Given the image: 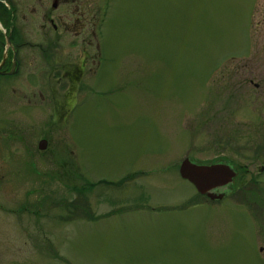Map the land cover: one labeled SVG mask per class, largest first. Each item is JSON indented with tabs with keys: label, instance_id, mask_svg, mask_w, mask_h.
Returning <instances> with one entry per match:
<instances>
[{
	"label": "rangeland",
	"instance_id": "374dc122",
	"mask_svg": "<svg viewBox=\"0 0 264 264\" xmlns=\"http://www.w3.org/2000/svg\"><path fill=\"white\" fill-rule=\"evenodd\" d=\"M11 1L21 96L0 77V114L22 140L0 156V264H264V0H84L78 37L68 6ZM81 54L80 82L49 87ZM186 158L232 164L233 193L201 196Z\"/></svg>",
	"mask_w": 264,
	"mask_h": 264
},
{
	"label": "flooded vegetation",
	"instance_id": "af4514ba",
	"mask_svg": "<svg viewBox=\"0 0 264 264\" xmlns=\"http://www.w3.org/2000/svg\"><path fill=\"white\" fill-rule=\"evenodd\" d=\"M50 1H51L52 9H54L55 11L59 8H62L65 5L69 7V9H66V7H65V11H67L68 15L70 16V19L65 20V19H63L62 15H58L62 30L66 33L71 34L73 37L82 36L83 30L85 29V27L87 25L85 15H84V8H82L83 7L82 1H84V0H50ZM0 3H2L9 10L14 9L13 12L11 14H9V16H7L5 13H4V15L3 14L0 15V34H2V36L0 35V50H1L0 51V77L2 78V79L0 78L2 80L1 81L2 82L1 87L3 89H6V90L11 88V90H12L11 93H17V95L15 94L13 96L14 99H11L12 103H17L18 101H20L21 89H20V87L17 88L18 84H16V83L14 84V82H13V81L18 79L16 76L19 74V65H18V61L16 60L18 53H17V55H16V53H14L15 51L18 52V46L14 42V36L16 34L14 24L17 20V18H16V16H17L16 6L14 5V3L11 0H0ZM81 5H82V7H81ZM49 15L46 14L44 17L46 18V21L50 25L52 31H55L56 33H58L57 32V31H59V30H57L58 27H57V25H55L54 20ZM1 26L4 28V31L1 29ZM1 37L3 38V40H1L2 39ZM11 37H12V39H11ZM7 38H9V40H10L9 44L7 43ZM1 41H3V42H1ZM87 41L91 43L90 39H88V38L84 39V43H87ZM90 43L89 44L87 43L86 45L90 46ZM7 45L13 46L14 49L13 50H10V48L5 49V47H7ZM5 54H6V56H5ZM83 55L84 54L80 55L81 57H80V59H78L77 62H72V63H65L64 62L58 67L56 65H58L60 63V60L57 59L56 65L49 67V70L51 71L49 74H53L55 76V78L52 77V79L55 80L52 84L51 76L47 75V82H48V84H50L49 87L51 86L53 88V90H56L57 88H59V89L61 88V90L64 91L65 89L71 88L73 85H75V83H79L80 80L82 79L83 75H84V72H85L84 71V60L88 58V56H87L84 59ZM60 102H62V101H60ZM7 103H8V101L7 102L3 101V107L4 106L8 107L6 105ZM15 120H17L16 125L21 124V122H20L21 120H18V118L17 119H9V118H6L4 115L0 114V156L3 154V151H6L5 149L8 147L7 144L9 143V141H8L9 139L15 138L17 142H21V140H22V136H20L19 134H16L17 132L11 133V132H9V130L3 129V128H6V124L9 125V123L11 124L10 126L13 127ZM7 138H8V140H7ZM27 150L29 151L30 149H27ZM29 152L32 154V150ZM5 161H6L5 166H13V165L16 166V170H15L16 178L12 179V181L15 180L14 182L16 185H21L22 183L18 179L22 175L21 170L22 169L24 170V167H25V166H22L23 160L20 158L19 155H17L15 158L16 163L13 164L12 159H10L9 163L7 162V159H5ZM32 167H33V169L35 168L34 171L36 172L37 166H34V164H33ZM230 167L234 168V166H230ZM34 171H33V173H34ZM235 171L237 172L236 169H235ZM235 183H238L237 178H234L232 183H230L228 185H225L222 187H216V188L210 190V193H212L214 195L221 196L219 199L211 200L210 198H208L205 195H202V196L207 197L212 202H219V201L223 200L225 197H229L231 195V193H233L234 189L232 186Z\"/></svg>",
	"mask_w": 264,
	"mask_h": 264
},
{
	"label": "water",
	"instance_id": "95a60500",
	"mask_svg": "<svg viewBox=\"0 0 264 264\" xmlns=\"http://www.w3.org/2000/svg\"><path fill=\"white\" fill-rule=\"evenodd\" d=\"M7 43H10L9 38ZM38 145L40 150H45L47 142L40 140ZM179 174L182 179L191 183L200 195H205L211 200L221 196L210 193V190L232 183L236 176V172L227 164L198 165L188 158L180 163Z\"/></svg>",
	"mask_w": 264,
	"mask_h": 264
},
{
	"label": "trees",
	"instance_id": "16d2710c",
	"mask_svg": "<svg viewBox=\"0 0 264 264\" xmlns=\"http://www.w3.org/2000/svg\"><path fill=\"white\" fill-rule=\"evenodd\" d=\"M13 10L14 9H12V10H9L8 8H6L2 3H0V15L1 14H3L4 15V13L7 15V16H9V14H11L12 12H13ZM13 18V17H12ZM1 36H2V34H0ZM13 36V35H12ZM2 38V37H1ZM11 39H12V37H11ZM1 40H3V38L1 39ZM1 42H3V41H1ZM1 51V50H0ZM221 162H226V161H221ZM226 163H228V162H226ZM105 182H98L97 184H88L87 182L84 184V185H82L79 189H77V188H74V190L75 191H77V193H84V192H86V191H91L92 189V187L93 186H95V185H102V184H104ZM123 183V181L120 183V184H122ZM87 185H88V187H87ZM199 195V194H198ZM202 196V195H201ZM78 203L75 201V203L74 204H72V205H77ZM91 215H92V213H90Z\"/></svg>",
	"mask_w": 264,
	"mask_h": 264
}]
</instances>
